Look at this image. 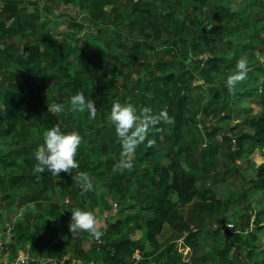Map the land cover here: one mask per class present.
Masks as SVG:
<instances>
[{"label": "trees", "instance_id": "1", "mask_svg": "<svg viewBox=\"0 0 264 264\" xmlns=\"http://www.w3.org/2000/svg\"><path fill=\"white\" fill-rule=\"evenodd\" d=\"M27 1L0 0V224L3 214L27 207L23 218L10 224L12 257L30 243L35 255L55 264H129L135 252L142 255L138 264H207L211 258L227 264L225 258L240 242L242 264H264V158H249L256 150L264 155V49L257 45L264 42V0H59L75 9L76 19H84L68 21L64 33L54 27L58 16L48 2L55 0H44V13ZM108 25L115 36L102 35ZM241 57L250 70L232 94L231 113L237 121L253 101L259 111L222 129L220 144L204 119L227 108V89L217 74L224 64L235 70ZM189 65L195 70L189 71ZM198 80L212 85L206 89L201 121L202 99L192 95L203 88ZM78 91L95 101V119L87 111L72 110L70 97ZM117 101L133 104L138 112L151 108L153 115L167 109L174 119L149 132L155 143L137 147L130 172L114 171L121 144L109 116ZM57 103L64 105L60 114L50 110ZM57 125L65 134L82 136L79 169L58 177L46 171L37 180L34 153L43 144V133ZM218 154L231 177L238 171L235 162L252 163L251 178L240 177L246 185L235 197L218 198L208 183L217 177ZM78 172L90 176L94 191L82 194ZM72 187L81 210L94 212L112 197L130 199V207L142 213L134 224H128L133 216L123 219L120 211L106 215L102 243L86 232L73 236L70 214L60 207ZM242 200L246 208L239 206ZM188 204L194 205L195 218L182 211ZM214 221L222 233L211 228ZM229 222L238 227L227 229ZM164 226L172 235L158 243ZM139 231L152 249L143 251L141 239H133ZM180 239L189 249L184 253L175 250Z\"/></svg>", "mask_w": 264, "mask_h": 264}, {"label": "clouds", "instance_id": "2", "mask_svg": "<svg viewBox=\"0 0 264 264\" xmlns=\"http://www.w3.org/2000/svg\"><path fill=\"white\" fill-rule=\"evenodd\" d=\"M249 70L247 58H239L235 70L226 78L229 93L235 94L237 85L247 79ZM70 104L72 110L87 111L89 117L95 119L96 103L92 99H86L82 91H78L70 97ZM50 110L60 114L64 111V105L53 104ZM109 119L120 139V159L115 165L114 171L121 173L125 170L129 172L133 170L135 152L140 144L147 142L149 147L154 145L155 141L148 139L149 132L153 128H156L161 122L164 124L174 123V119L168 115L167 109H162L158 115H153L151 108L145 107L138 112L133 104H121L118 101L112 104ZM156 130L162 131L163 129L157 128ZM82 141L83 138L78 132L72 131L65 134L58 125L46 130L43 133V144L38 146L34 153L36 161L34 174H38L37 180L42 179V174L46 171L56 177L61 173L71 176L73 170L79 169L76 157ZM75 179L82 189V194L94 191L92 180L87 173L78 172ZM69 232L73 236L78 232H86L97 242H103L101 238L104 232L101 230V223L92 211L79 208L72 210Z\"/></svg>", "mask_w": 264, "mask_h": 264}, {"label": "rangeland", "instance_id": "3", "mask_svg": "<svg viewBox=\"0 0 264 264\" xmlns=\"http://www.w3.org/2000/svg\"><path fill=\"white\" fill-rule=\"evenodd\" d=\"M31 3H32L33 8L36 9L38 11V13L39 12L40 13L45 12L44 8H45L46 3L44 2V0H28L27 1V5H31ZM238 3H239V1H238ZM48 5L52 6V11H54L55 15L58 16L54 20L55 21L54 27H55V29H57V32L64 33L65 30L68 29L67 28L68 27V24H67L68 21L74 22L76 20L79 23H81V22L84 23L83 18H77L76 19L75 9H73L70 5H64L59 0H55L53 2H48ZM177 16L180 17V19L182 20L180 10L177 11ZM85 23L88 24V26H89L88 21H85ZM89 30H90V28L85 29L84 33L89 31ZM102 35L113 37L116 35V31L113 30V26H109V25L104 26ZM263 44H264V42L263 43L262 42L257 43V45H259L260 46L259 48H261V49H264ZM263 57H264V55L262 56V58ZM224 65H225V68H221L217 74L219 85H223L227 89L225 101H226V104H228V106L225 110H223V113H221L220 115H216L215 118H212L211 120L210 119L209 120L204 119L205 116L202 112L203 111L202 109L204 106V101L207 98L206 89L211 87L212 86L211 84L204 85L201 80H198L199 84L202 85L203 88L202 89H194L192 91V95H194V96L200 95L199 98L202 99V108H201L200 114L198 115L197 119H199L200 121L204 119V122H205L208 130L215 132L216 139L218 140V142L220 144L222 142L221 137L223 135L222 129L228 130L229 128L233 127V125H235V123L243 122L244 120L246 121V119H249L251 116L258 113V111H259L258 104L253 101V102H251L250 108L247 110V112L246 113L241 112L240 116L238 117V120L237 121L235 120L236 118H234L233 113H231V111L235 108V105L233 103L232 94L229 93L227 85H226V78L228 75H230L234 71V67H232V66L229 67L228 64H224ZM111 66L117 67V64L111 63ZM188 69H189V71L195 70L194 67L190 66V65L188 66ZM193 75L196 76L197 73L195 72ZM197 79H200V78L197 77ZM240 84H238L236 88H238L240 86ZM229 110H230L231 114H229ZM193 126L194 125L191 123L190 125L185 126V128L188 129L189 127H193ZM199 127H201V126H199ZM226 133H228V132H226ZM203 134H205V131H203ZM164 137H165V133H163L162 139H164ZM184 142H185V140L183 139L181 141V143H184ZM162 145L164 146L163 142L161 143V146ZM110 146H112V144H110ZM196 147H197V144H196ZM110 149L113 150V148H110ZM225 151L227 152V150H225ZM196 155H197V153H196ZM249 158H250V160H254V159L255 160H261L262 158H264V155H263V152L256 150ZM216 159H217V163L219 164L218 174L216 175L217 176L216 178H210L211 180H209L208 183L212 184L214 186L213 190H214V193L216 194V196L218 198H228L230 195H233L234 197L237 196L238 193H240V191H241V186L245 187L244 185H246V183L245 184L241 183L240 177L245 176L244 178L246 180H249V178H251L252 163L246 165V163L243 161L235 162L238 165V167L236 168V169H238V171L234 172L233 177H231L230 176L231 173L224 168L226 162L223 159L222 155L218 154ZM74 190H75V188L72 187L70 192H67L64 195V202L62 203V205H60L62 210L67 211L70 214L69 215L70 217H71V211L76 209L75 201L72 199V192ZM53 192H55V190H53ZM204 192H205V190H204ZM53 194H52L53 201L60 204V202H58L59 198L57 197V195L55 193H53ZM207 194H209V193H207ZM85 199L89 200L86 197H85ZM106 201L107 202L105 205L96 206L94 209V212H93L96 215L97 219L100 221L101 228H103L105 226L106 215H108L110 218L115 217V215H117L118 212L120 211L123 219L126 217L133 216L130 219L128 224H134L135 222L138 221V218H135V216L138 217L137 214L142 213L139 211L138 207H136V208L130 207L131 205H133L132 204L133 202L130 199H124L123 200V199L110 197V198H106ZM88 203H91V202H88ZM239 206H241L242 208H246L247 207L246 201L242 200L241 202H239ZM25 208H26V206H22L19 209L20 211H15L14 213L10 211V213H5L2 215V219L7 221L8 224H12L16 215H20L22 213L21 215L23 216V213H24L23 210ZM44 208H45V211L49 210V206L47 204H44ZM193 208H194V205L188 204L187 206H185L182 209V211L186 212V213H190L191 215H194V218H195L196 213H191L193 211ZM88 210H86V211H88ZM230 210L233 211V208H231ZM203 212H204V210L200 209V216L201 217H203ZM126 226L127 225H124L121 227V230H123V233L125 232V230L127 228ZM236 227H238L237 224L232 223V222H229V224L227 225V229H229L231 231L236 229ZM252 227H253V225L250 228H252ZM211 228L213 230H217L218 233H220V232L222 233V230L219 229V224L215 221L212 222ZM171 235H172V231L170 230V228L168 226H164L161 234L159 236H157L158 243L164 242L166 239L171 237ZM143 236H144V232L139 231L135 236H133V239H141V241L143 242V245H144L143 251H145V250L148 251V250L152 249V247L149 244H147V242L145 241ZM243 236L245 237L244 234L242 235V237ZM182 240L183 239H180L179 241H177L178 244H177L175 250L178 252L184 253V251L189 250V249L182 245ZM84 247H85V249H88L90 247L89 243L85 242ZM240 247H241L240 242H237L234 245V248H232L231 252L229 253L230 254L229 257L225 258V262L227 264H242L245 261L244 253H243L242 249H240ZM65 257L68 258L67 256H65ZM207 264H219V261L215 258H211L208 260Z\"/></svg>", "mask_w": 264, "mask_h": 264}, {"label": "built area", "instance_id": "4", "mask_svg": "<svg viewBox=\"0 0 264 264\" xmlns=\"http://www.w3.org/2000/svg\"><path fill=\"white\" fill-rule=\"evenodd\" d=\"M1 3V2H0ZM2 197V193L0 192V198ZM17 220L21 219L20 215L17 216ZM13 238V226L7 225L4 227V230L0 231V264H55L53 260H47L44 257H36L32 254L28 253V249L24 250V255L12 257L9 249L8 243ZM142 260V255L138 252L132 254L130 258L129 264H138Z\"/></svg>", "mask_w": 264, "mask_h": 264}, {"label": "crops", "instance_id": "5", "mask_svg": "<svg viewBox=\"0 0 264 264\" xmlns=\"http://www.w3.org/2000/svg\"><path fill=\"white\" fill-rule=\"evenodd\" d=\"M26 195H28L29 193H30V189H28V188H26V189H24V191H23ZM27 210V207L23 210V211H26ZM20 211V210H19ZM20 214V213H19ZM22 214V213H21ZM20 214V215H21ZM23 214H25V213H23ZM22 216V215H21ZM17 215L15 216V219L13 220V222H12V224L14 223V221L15 220H17ZM22 218H23V216H22ZM4 222H2L1 224H0V231H2L1 230V228H3V227H5V226H7V225H10V224H8V222L7 221H5V220H3ZM25 249H28V253L29 254H32V255H34V256H36V257H38L37 255H35L34 253H33V246H32V244H30V243H26L25 244V247L22 249V252L20 253V254H18V256H21V255H24V250ZM68 257V256H67ZM66 258V257H65Z\"/></svg>", "mask_w": 264, "mask_h": 264}]
</instances>
